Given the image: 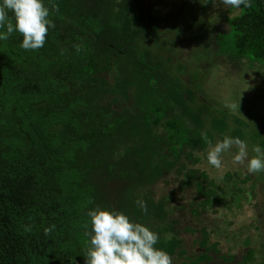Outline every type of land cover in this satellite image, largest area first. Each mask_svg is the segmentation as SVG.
<instances>
[{
	"label": "trees",
	"instance_id": "trees-1",
	"mask_svg": "<svg viewBox=\"0 0 264 264\" xmlns=\"http://www.w3.org/2000/svg\"><path fill=\"white\" fill-rule=\"evenodd\" d=\"M202 2L171 0L165 12L163 0H55L43 47L21 49L16 32L0 41V264H84L85 213L96 206L150 227L155 246L177 264L255 260L253 239L242 245L230 236L244 220L224 233L226 215L212 220L220 208L249 215L255 229L264 218V172L249 174L229 153L219 174L191 166L206 160L217 135L245 141L240 119L205 118L198 93L207 94L220 65L235 77L229 67L264 70V0L228 10L222 29L203 19L211 0ZM170 30L211 47L215 67L203 53L197 67L177 55L171 72L150 47ZM146 38L150 44L137 46ZM252 135L264 149V134ZM188 186L196 191L183 202Z\"/></svg>",
	"mask_w": 264,
	"mask_h": 264
},
{
	"label": "clouds",
	"instance_id": "clouds-1",
	"mask_svg": "<svg viewBox=\"0 0 264 264\" xmlns=\"http://www.w3.org/2000/svg\"><path fill=\"white\" fill-rule=\"evenodd\" d=\"M208 2L203 0L202 3ZM211 2L227 11L250 6V0ZM56 8L55 0H0V41L16 32L21 37V49L35 51L43 47L46 35L53 27L50 11L54 12ZM238 102L228 103L225 107L230 110L238 108ZM208 143L210 147L205 158L212 167H221L222 154L229 153L232 161L243 165L249 174L264 172V149L259 144L251 146L253 155H249V145L239 137L223 134L214 143ZM139 207L142 212L146 210L143 202H139ZM85 214L88 231L84 264H172L170 255L155 246L158 234L147 225L133 221L123 212L100 206L89 208ZM54 227H44V234L48 235Z\"/></svg>",
	"mask_w": 264,
	"mask_h": 264
},
{
	"label": "rangeland",
	"instance_id": "rangeland-1",
	"mask_svg": "<svg viewBox=\"0 0 264 264\" xmlns=\"http://www.w3.org/2000/svg\"><path fill=\"white\" fill-rule=\"evenodd\" d=\"M163 3L165 6H162L161 9L165 12L171 11V0H163ZM208 5V6H207ZM203 14V19L208 22L209 27H218L219 29H222L224 26V17L229 15L230 13L227 12L226 9L221 8L218 4L213 5L212 2L210 4H207ZM230 10V9H229ZM164 12V13H165ZM204 26V25H203ZM167 27V26H166ZM206 29H203L202 34H204ZM150 44V41L146 38L142 41H139L137 43V46H147ZM206 45V43H205ZM212 45V44H210ZM152 48V55L155 58L163 59L165 58L166 66L171 70L172 72V63H176L178 58L177 55L180 56V58L183 59V64H192L193 66H198L200 58L198 54H201V58L204 59V61L211 65L212 67H215L216 63L218 62L216 59V56L213 49L211 47H208L206 45V49L204 44L200 42V40H194L192 41L190 37L182 38L181 36H175V34H172V30L169 32L167 31L165 33L164 39H160L159 42H151ZM208 47V48H207ZM208 49V51H206ZM214 53V54H213ZM197 55V56H196ZM173 56V57H172ZM204 56V58H203ZM203 65V67L200 68V71L202 73L203 77H207L208 72H211L210 66ZM229 67V66H228ZM259 64H257L253 69L250 68L248 70H244L243 72H239L237 70L229 67L230 69H233V71L236 74L235 76H232L229 74L231 72L230 70L226 69L224 65H220L218 70H212L213 76H209V84L208 88L206 90V93H198V100L200 99L202 102H205L209 107L205 110L208 112L207 116L205 118H209L211 116L216 115V113H225L228 116V121L231 124L236 125V118L240 119L244 124H242L240 127L245 131L246 137L245 142L249 145V151L252 145L259 144L260 137H254L252 135L254 132L258 131L264 134V70H261L258 72ZM210 71H207V70ZM217 69V68H216ZM185 70H180V72L184 73ZM246 73V74H245ZM193 75H189L186 79L187 85H193L191 78ZM185 80V81H186ZM199 83L198 81H196ZM208 93L211 95L208 96ZM238 108L229 109L225 107L226 104L232 103L235 101H238ZM233 125V126H234ZM239 125V124H238ZM220 138L219 135H217V139ZM260 145V144H259ZM261 147V145H260ZM226 154V153H223ZM204 159V158H203ZM223 159H227L225 156L221 157L222 163L221 165H225ZM185 162L190 161L186 160ZM192 168H199L200 170H206L208 171V174L211 175V173L219 174L224 170V168H214L211 165L207 163V161L204 159V161H201L194 166H191ZM211 172V173H210ZM260 173V172H259ZM261 176V175H260ZM180 179L183 178V175L179 176ZM175 182H178L179 180L173 179ZM172 180V182H173ZM260 180L264 181V175L260 177ZM171 182V181H170ZM175 185H178L177 183ZM164 184H160V187H163ZM241 186V184H240ZM193 187L188 186L185 189V192H183V202H186L187 198L189 196L194 195ZM258 195L260 196V204L264 201V188L260 189L258 191ZM194 201V199L192 200ZM198 201V200H196ZM218 205H215L214 208H217ZM219 208V207H218ZM186 211L184 210V214ZM225 216V219L222 220V223L220 222L218 231L221 233H224L226 228H229L232 226H237L238 224L241 225L239 222L244 220L247 224L242 227L241 231H237L235 234L233 230L230 232L231 238H234L235 241L244 243L242 245H245L244 239L245 237L251 238V240L257 237V240L261 234V229L256 226L255 229H249L251 217H241L238 215H232L230 212H226L223 209L219 208V213L215 217H211L210 219L215 218L212 221L218 220L217 216ZM255 214V213H254ZM251 219V220H250ZM219 221V220H218ZM227 221H232L233 225ZM183 222H186L185 219ZM182 224V223H181ZM256 240V241H257ZM254 255L256 256H262V250L258 249L257 252H254ZM260 258V257H259Z\"/></svg>",
	"mask_w": 264,
	"mask_h": 264
},
{
	"label": "flooded vegetation",
	"instance_id": "flooded-vegetation-1",
	"mask_svg": "<svg viewBox=\"0 0 264 264\" xmlns=\"http://www.w3.org/2000/svg\"><path fill=\"white\" fill-rule=\"evenodd\" d=\"M262 218L260 217L259 223L257 224V226L261 229V234H260L258 240H257V237L255 238V236L253 238L254 250H255V252H257L258 249H261L262 250V256H256L255 255V260H251V261L248 260L247 264H262V263H264V218L263 219ZM255 228H256V226H255ZM197 249H199V248H197ZM170 257L172 260V264H177V262L179 261L178 257L175 258V256L172 257V255Z\"/></svg>",
	"mask_w": 264,
	"mask_h": 264
}]
</instances>
